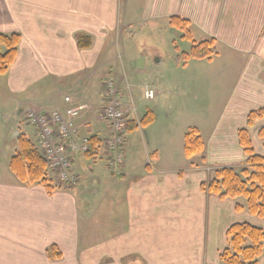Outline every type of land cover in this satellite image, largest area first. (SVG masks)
<instances>
[{
    "label": "crops",
    "instance_id": "1",
    "mask_svg": "<svg viewBox=\"0 0 264 264\" xmlns=\"http://www.w3.org/2000/svg\"><path fill=\"white\" fill-rule=\"evenodd\" d=\"M132 5L140 9L137 14L141 23L161 21L168 25L172 16L189 21L194 41L213 39V46L219 45L228 63L238 64V76L233 80L236 84L222 111L226 117L211 134L205 160L242 164L245 157L238 145L237 130L244 126L249 111L264 107V0H123L120 4L119 0H0V32H18L21 36L17 58L2 75L13 96V113L20 115L18 122L28 108L44 111L61 105L63 97L70 95L73 105L87 103L91 109L87 108L88 113L81 111L76 120L82 133L95 134L101 140L109 136V123L97 120L94 111L103 105L105 77L112 78L121 96H126L123 80L128 74H119L111 46L117 30L130 25L125 19L134 12ZM76 34L91 36V47L78 48ZM179 55L178 50L169 58L166 56L165 67L158 71L149 64L162 65L164 56L143 55L141 70L148 71L145 81L155 90L152 109L167 99L169 89L164 87L161 71L169 66V61L179 66ZM66 77L73 81L67 90L60 91L61 79ZM48 82L54 85L55 92H45L46 98L40 102L27 95L32 86ZM255 82L262 83L263 90L253 85ZM6 117L11 121L9 113ZM1 133L5 138L7 128ZM18 134L35 140L19 130L13 132L15 141ZM253 140L255 145L259 143L255 137ZM127 141L125 138L122 147V174L111 173L112 181L106 178L99 188L105 195L103 204L109 199L114 206L111 220L116 228L104 243L92 242L87 248L81 223L88 219L92 198L87 195L94 191L89 189L88 179L80 185V175L72 168L77 183L59 185L50 195L41 186L21 184L8 168L15 144L7 150L2 139L0 264H85L83 259L92 252H97L94 259L98 258L100 264L106 258L109 264H220L218 252L227 242L225 232L230 224L264 225L247 212L236 211V204H242L238 199L222 200L202 191L199 185L207 175L198 171L200 168L190 166L178 174V169L162 167L159 157L150 153L152 167H146L147 158L143 161L141 153L129 148ZM102 151L106 161L107 154ZM78 155L73 157L72 166L75 159L82 160ZM85 168L94 170L93 165ZM95 207L100 211L102 203ZM52 245L60 252L59 259H49L47 250ZM258 264H264V255Z\"/></svg>",
    "mask_w": 264,
    "mask_h": 264
},
{
    "label": "rangeland",
    "instance_id": "2",
    "mask_svg": "<svg viewBox=\"0 0 264 264\" xmlns=\"http://www.w3.org/2000/svg\"><path fill=\"white\" fill-rule=\"evenodd\" d=\"M122 2L119 0V4ZM133 11L125 19V22H130V25L121 30L118 27L117 37L115 33V39L111 46V54L116 58L115 63L119 74L121 75L123 72L128 74L123 81L126 83L125 87L127 85L129 87L131 96L133 97V103L136 106L137 115L141 118L147 108L152 109L155 101L145 100L142 97L140 87L146 83L145 79L148 77V71L146 69L136 70L137 59L143 55H146L148 58L164 56L162 65L153 62L149 64L152 70L158 71V69L165 67L166 61L168 60L167 57L169 58L174 55V51H188L189 44L181 39V33L178 30L161 21L141 23L139 21L141 17L137 14L140 13V9L138 7L136 9L133 6ZM212 48L213 53L210 58L201 60L189 59L186 63H181L179 66L169 61L171 62L169 66L161 71L163 73L161 76L163 77L164 84H166L164 87L169 89L167 99H161L162 101H159L156 109H152L155 113L154 121L145 128H138L144 131L143 137L139 130L129 132L125 137L128 140V147L130 148L132 146L134 149H137L141 153L143 161L146 160L147 154L150 153L152 157L154 155L155 157H159V162L162 161V167H174L173 169H178V174H183L184 172L182 171L188 167L190 168V166L196 168V170L200 168L198 171H202L207 175V178L202 181L203 183H206L213 176L216 167L230 162H219L217 160L215 161V159L209 162L207 160L203 161L202 159H206L205 156L208 155L209 140L214 128L219 125L220 121L223 122L226 117L224 115L225 112L222 113V111L230 99V93L233 91L232 86L236 84L233 83V80L234 77L238 76L239 70L237 63L229 64L228 57H223V52H220L218 44ZM217 53H220L219 57ZM228 78H230V81H228ZM55 80L57 81V79ZM72 81L73 78L70 77L62 78V88L60 91L67 90L69 88L68 83ZM254 84L259 85L263 90L262 83L255 82ZM50 91L51 93L55 92L53 84L49 82L44 84L38 83L28 90L27 95L31 96L34 102H40V100L46 98L45 92ZM124 94L126 96L123 98L126 99L128 97V90L124 91ZM12 97L5 87L2 75H0V141L2 139L5 140L7 150L13 143L15 147L12 150L17 148L13 132H19L20 130L35 139V136H33V131L35 132L34 125L27 124L24 118L18 122L20 115L13 113V106L15 104L11 101ZM19 98L17 96V99ZM84 111L87 112V110ZM8 113L11 115V121L6 117ZM94 121L93 119L92 125H94ZM100 126H103L104 130L105 126L103 124ZM262 126H264V115L261 120L255 122L251 131H256ZM4 128H7V136L5 138L1 133ZM191 129L197 130L205 147L202 153L187 158L183 148L185 135ZM260 147V144L257 143V152L261 151ZM101 148H104L103 144ZM78 156L82 159L80 162L83 161L84 164L81 165L75 159L72 168L80 175L78 178L80 185L85 183L84 179H88L89 189L94 190L92 194L87 195L92 198L91 206L88 207V219L82 221L84 225L81 223V230L83 229L86 239L85 244L89 248L92 242L96 245H98V242L104 243V239L108 240V236L116 228L113 220H111L114 206L109 199L106 204H103L105 195L99 189L106 178H110V182L112 181V169L108 166L102 154H99L94 160L95 163L92 162V159L84 158L83 155ZM87 165H93L94 170L86 171L85 167ZM233 166L239 167L238 165ZM238 200L243 204L244 199L242 197ZM100 203H102V209L98 211L95 206H100ZM259 227L264 228V225ZM95 253L97 252H92L88 258L83 259L85 264H94L95 261H97V264H100L98 258L94 259ZM109 262V258H106V262L102 264H109Z\"/></svg>",
    "mask_w": 264,
    "mask_h": 264
},
{
    "label": "trees",
    "instance_id": "3",
    "mask_svg": "<svg viewBox=\"0 0 264 264\" xmlns=\"http://www.w3.org/2000/svg\"><path fill=\"white\" fill-rule=\"evenodd\" d=\"M189 21L177 16L168 18V26L181 33V39L188 42L189 50L180 51L179 59L186 63L189 59L201 60L210 58L213 53V39L196 42L189 31ZM21 36L18 32H0V75H5L15 62ZM75 41L80 49L89 48L92 38L87 34H76ZM264 115V108L251 110L245 117V126L237 130L238 145L245 161L238 168L234 166L216 167L213 176L200 187L219 199L236 200L243 198V204H236V211H245L264 222V126L258 128L257 138L261 143L263 154L255 152L250 135L252 128ZM155 119V113L147 108L138 124L134 120H127L125 128L120 134H126L145 128ZM17 148L9 158L8 168L15 178L25 185L41 186L47 194H52L58 184L48 176L46 164L33 141L25 134L16 137ZM102 140L97 135L89 137V150L84 157L95 160L101 152ZM184 154L187 158L200 154L204 150V143L196 129H191L185 135ZM227 242L219 251L220 264H258L264 254V228L249 222H234L225 232ZM49 259H59L60 252L55 245L47 250Z\"/></svg>",
    "mask_w": 264,
    "mask_h": 264
},
{
    "label": "built area",
    "instance_id": "4",
    "mask_svg": "<svg viewBox=\"0 0 264 264\" xmlns=\"http://www.w3.org/2000/svg\"><path fill=\"white\" fill-rule=\"evenodd\" d=\"M126 88L129 90L128 85ZM141 94L144 99H151L154 90L145 84L141 88ZM101 97L103 105L94 111V116L99 121L109 123V136L103 139V149L108 156V165L116 175H119L120 167L125 161V155L121 150L124 139L120 134L124 130L128 116L138 122L136 106L131 93H128L126 99L123 98L111 78L103 80ZM87 108H90L87 103L73 105L72 97L65 95L59 106L44 111L28 108L24 112L25 121L34 125L35 144L46 164L47 174L55 182L67 185H75L77 182L72 160L75 155H84L89 150L90 136L82 133L76 120L80 117L81 111Z\"/></svg>",
    "mask_w": 264,
    "mask_h": 264
},
{
    "label": "flooded vegetation",
    "instance_id": "5",
    "mask_svg": "<svg viewBox=\"0 0 264 264\" xmlns=\"http://www.w3.org/2000/svg\"><path fill=\"white\" fill-rule=\"evenodd\" d=\"M255 110V109H254ZM246 117V116H245ZM261 120V119H260ZM255 125V124H254ZM244 126H245V124H244ZM243 126V127H244ZM254 127V126H253ZM253 127L252 128H250V135H251V138H252V141H254L253 139H254V137L256 138V139H258L257 138V131L258 130H256V131H251L252 129H253ZM253 134H254V136H253ZM258 141H259V139H258ZM259 143H260V141H259ZM253 144H254V148H255V152L256 153H258V154H263V150H262V152L261 153H259V152H257V150H256V145H255V143L253 142ZM260 146H261V143H260ZM204 147H205V145H204ZM261 149H262V147H261ZM245 157V156H244ZM203 161H205V158H203L202 159ZM244 163V162H243ZM242 163V164H243ZM242 164H239L238 166H240V165H242ZM148 166H151L152 167V157L146 162V167H148ZM221 166H233V165H221ZM235 167V166H234ZM203 183V182H202ZM200 185H201V183H200ZM200 185H199V187H200ZM200 189H201V187H200ZM202 190V189H201ZM203 191V190H202ZM206 192V191H205ZM210 194V193H209ZM56 260V259H55Z\"/></svg>",
    "mask_w": 264,
    "mask_h": 264
},
{
    "label": "water",
    "instance_id": "6",
    "mask_svg": "<svg viewBox=\"0 0 264 264\" xmlns=\"http://www.w3.org/2000/svg\"><path fill=\"white\" fill-rule=\"evenodd\" d=\"M155 61L158 62L159 59L158 58H155ZM137 69L141 70L143 69L144 67V57L143 56H140L138 59H137Z\"/></svg>",
    "mask_w": 264,
    "mask_h": 264
},
{
    "label": "clouds",
    "instance_id": "7",
    "mask_svg": "<svg viewBox=\"0 0 264 264\" xmlns=\"http://www.w3.org/2000/svg\"><path fill=\"white\" fill-rule=\"evenodd\" d=\"M150 95V94H149Z\"/></svg>",
    "mask_w": 264,
    "mask_h": 264
}]
</instances>
